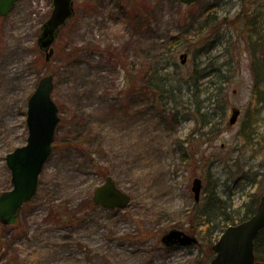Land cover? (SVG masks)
<instances>
[{"label": "rangeland", "instance_id": "rangeland-1", "mask_svg": "<svg viewBox=\"0 0 264 264\" xmlns=\"http://www.w3.org/2000/svg\"><path fill=\"white\" fill-rule=\"evenodd\" d=\"M136 2L146 4L145 26L131 19L132 0H73L74 17L58 30L48 60L38 37L51 0H17L0 17V192L12 186L6 154L26 142L28 97L48 73L59 115L36 193L14 223L0 228V264H200L205 240L198 232L200 242L191 247H167L162 234L172 227L188 232V213L212 183L237 216L264 193V101L251 67L254 56L264 64V0ZM171 37L183 45L169 71L197 65L228 77L220 112L206 96L197 99L207 118L219 121L215 135H198L189 110L196 102L186 84L178 113L169 119L148 96L126 86L118 59L135 74ZM185 45L190 50L182 64ZM180 72H172L174 83ZM261 87L264 100V81ZM233 107L240 113L229 124ZM250 114L257 121L247 142L242 128ZM181 141L199 160L183 158ZM106 174L130 195L125 208L92 203ZM195 176L202 179L198 202L191 189Z\"/></svg>", "mask_w": 264, "mask_h": 264}, {"label": "water", "instance_id": "water-1", "mask_svg": "<svg viewBox=\"0 0 264 264\" xmlns=\"http://www.w3.org/2000/svg\"><path fill=\"white\" fill-rule=\"evenodd\" d=\"M17 0H0V16H5ZM52 9L48 18L42 23L38 37L39 48L45 51L48 60L53 53L51 46L56 32L65 21L74 14L73 0H51ZM191 4L198 0H179ZM181 63L186 61V53L179 55ZM53 74L48 73L39 78L27 100L25 122L27 137L25 144L15 147L5 156L10 171L12 186L0 192V223H13L24 202L32 198L37 189L38 176L48 158L54 141L55 128L59 121L58 106L52 97ZM239 114V109L233 107L229 123L233 124ZM202 181L199 177L192 180L191 189L195 201L200 198ZM94 204L105 208H125L130 201V195L116 186L111 175L93 190ZM264 227V193L259 197L256 210L248 218L230 224L222 231L213 243L214 256L210 264H255L254 239ZM161 241L167 245L189 246L196 244L195 235L182 229L166 230ZM3 264H14L7 260Z\"/></svg>", "mask_w": 264, "mask_h": 264}, {"label": "trees", "instance_id": "trees-1", "mask_svg": "<svg viewBox=\"0 0 264 264\" xmlns=\"http://www.w3.org/2000/svg\"><path fill=\"white\" fill-rule=\"evenodd\" d=\"M132 1L133 8L130 7L132 10L131 19L140 24L144 23L143 25L145 26V20L143 19L145 18L146 13L143 9L146 8V4H140V2L137 3L136 1L138 0ZM74 14L71 18L67 19L63 26H65L67 22L74 17ZM211 22L212 19H209V24H211ZM201 24L202 25H200L199 30L202 31L205 23L202 22ZM188 30L189 28L186 29V33ZM163 45L155 47V61L150 62L143 69H136L135 74H132L131 68H128L122 59H118L121 67L124 69L125 79L127 81L126 86L129 87L128 85L131 83V88L133 87L134 89L133 93H143L148 96L151 102H154V104L161 109L162 114L166 111V116L162 115V117L169 119L170 117L175 118L178 113V111H176V107L178 106L179 98L184 94L183 91H186L184 88V85L186 84L187 91L190 92L196 102V104H192L193 106L189 107V110L192 118L195 119L198 128V135L200 137L203 135H215L218 131L219 121L214 120L213 116L207 118L209 112L201 111L202 102L199 103L197 99L201 95L206 96V100L209 101L208 103H213L220 112L222 107L219 96L222 93L228 79L226 73L218 69L216 70V73L211 76L209 72L205 71V68H200L197 65L192 66L185 73H181L178 68H174V71H169L168 65H173L175 67L177 65L173 61V57L178 51L180 45H183V42L180 37L179 39L171 37L167 42H164ZM184 49L185 52L190 50V48L186 47V45L184 46ZM165 53H167V55L164 57L165 60H163L162 57ZM258 61L259 58L254 56L251 62V67L254 71V90L255 92L257 91L260 102L263 103V97L260 96L259 93L263 91L261 85L264 81V64H261ZM172 72H180L182 74L179 76L177 83L173 82L174 79L172 77ZM171 102H173L172 106L169 105ZM170 111H172V113ZM256 121L257 119L255 114H250V116L244 119L242 134L247 142H251L253 140ZM202 129H205L203 133L201 132ZM184 143L187 144L189 142L181 141V143H179L183 158L189 162L191 159H198L195 158V153L197 154L198 152L184 147ZM255 207L256 200H249L246 203L245 213L241 216L234 215L232 211H227L226 204H224V201L216 192L215 184L212 183L210 188L207 186L205 187L203 201L194 204L193 208L188 213L190 225L187 228L188 232L193 233L196 231L200 234L202 239L205 240L204 243L201 245L199 244V246L203 247L202 250L205 253L202 255V252L199 251L202 255L199 261L200 264H209L214 255L211 245L217 239L222 230L229 224L247 218L255 210ZM2 227H4V225L0 224V228ZM254 251L255 264H264V228L258 232L255 238Z\"/></svg>", "mask_w": 264, "mask_h": 264}, {"label": "flooded vegetation", "instance_id": "flooded-vegetation-1", "mask_svg": "<svg viewBox=\"0 0 264 264\" xmlns=\"http://www.w3.org/2000/svg\"><path fill=\"white\" fill-rule=\"evenodd\" d=\"M253 21H254V20H253ZM253 21H252V22H253ZM231 109H232V108H231ZM230 113H231V111H230ZM238 115H239V114H238ZM229 116H230V115H229Z\"/></svg>", "mask_w": 264, "mask_h": 264}]
</instances>
